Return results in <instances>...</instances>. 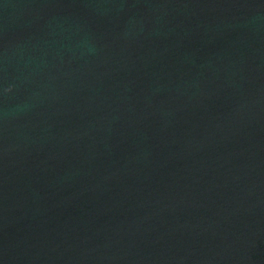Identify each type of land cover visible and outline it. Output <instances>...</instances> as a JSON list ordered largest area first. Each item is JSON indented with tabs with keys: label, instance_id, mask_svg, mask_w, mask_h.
<instances>
[{
	"label": "water",
	"instance_id": "1",
	"mask_svg": "<svg viewBox=\"0 0 264 264\" xmlns=\"http://www.w3.org/2000/svg\"><path fill=\"white\" fill-rule=\"evenodd\" d=\"M0 264H264V0H0Z\"/></svg>",
	"mask_w": 264,
	"mask_h": 264
}]
</instances>
